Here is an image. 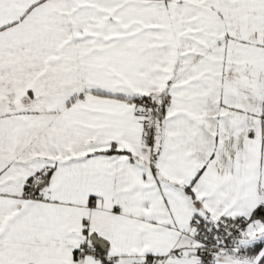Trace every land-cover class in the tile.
Masks as SVG:
<instances>
[{"label": "snow or ice", "instance_id": "obj_1", "mask_svg": "<svg viewBox=\"0 0 264 264\" xmlns=\"http://www.w3.org/2000/svg\"><path fill=\"white\" fill-rule=\"evenodd\" d=\"M0 264H264V0H0Z\"/></svg>", "mask_w": 264, "mask_h": 264}]
</instances>
